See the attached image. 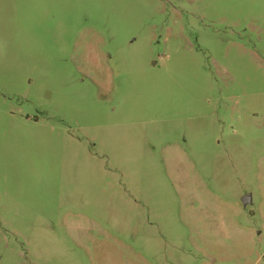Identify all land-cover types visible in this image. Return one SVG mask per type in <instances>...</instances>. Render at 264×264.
Segmentation results:
<instances>
[{"label":"rangeland","instance_id":"374dc122","mask_svg":"<svg viewBox=\"0 0 264 264\" xmlns=\"http://www.w3.org/2000/svg\"><path fill=\"white\" fill-rule=\"evenodd\" d=\"M0 264H264V0H0Z\"/></svg>","mask_w":264,"mask_h":264},{"label":"water","instance_id":"95a60500","mask_svg":"<svg viewBox=\"0 0 264 264\" xmlns=\"http://www.w3.org/2000/svg\"><path fill=\"white\" fill-rule=\"evenodd\" d=\"M247 202H249V199H248V197H246V198H244V199H243V204H244V205H246V204H247Z\"/></svg>","mask_w":264,"mask_h":264}]
</instances>
